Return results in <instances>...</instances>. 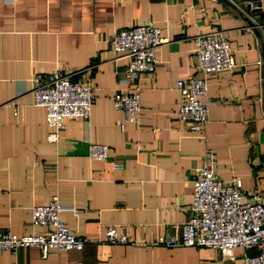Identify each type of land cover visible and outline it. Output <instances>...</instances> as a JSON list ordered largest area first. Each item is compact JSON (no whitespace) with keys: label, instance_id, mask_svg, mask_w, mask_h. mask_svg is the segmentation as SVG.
<instances>
[{"label":"crops","instance_id":"obj_1","mask_svg":"<svg viewBox=\"0 0 264 264\" xmlns=\"http://www.w3.org/2000/svg\"><path fill=\"white\" fill-rule=\"evenodd\" d=\"M241 4L245 0H233ZM250 20L264 23V0ZM230 0H0V228L45 233L30 223V208L55 196L59 216L81 250L0 249V264H239L244 251L149 243L176 234L188 214L191 180L203 165L239 188L264 191V41L259 28ZM151 23L167 41L154 49V70L139 79L138 123L119 128L111 104L128 58L109 46L121 28ZM220 29L235 65L206 76L207 121L190 130L179 121L178 79L200 76L193 37ZM257 31V33L255 32ZM257 61L261 63L258 65ZM91 86L86 119H64L54 129L34 104L30 78L53 69ZM91 142L105 159H90ZM113 226L127 241L105 242ZM246 251L250 252L251 249Z\"/></svg>","mask_w":264,"mask_h":264},{"label":"built area","instance_id":"obj_2","mask_svg":"<svg viewBox=\"0 0 264 264\" xmlns=\"http://www.w3.org/2000/svg\"><path fill=\"white\" fill-rule=\"evenodd\" d=\"M240 14L248 18L256 1L245 0L242 5L230 0ZM250 19V18H249ZM247 27L264 30V23L250 20ZM263 41L264 36L262 35ZM167 41L159 26L137 24L115 30L109 39L110 48L126 56L128 61L116 79L111 104L121 112L122 130L126 124L138 123L141 114L139 79L143 73L154 70V49ZM195 67L200 76L178 79L175 86L180 94L174 111L176 118L190 130H198L207 121L206 76L211 72L231 70L235 65L229 38L220 29H209L193 37ZM261 62L257 61L259 65ZM264 63V61H263ZM73 72L53 69L35 73L30 78L34 104L45 111V124L54 129L46 138L52 140L56 131L63 128L64 119L83 118L89 115L94 94L90 85L73 80ZM108 155L105 144L91 142L87 147L90 159L102 160ZM191 202L186 219L176 234L158 235L149 243L162 246H203L225 252L240 247L239 264H264V191L247 189L243 192L236 179L223 181L207 165L201 166L191 180ZM64 207L53 196L44 204L30 208V223L41 225L45 233L16 234L0 228V249L12 252L19 247H37L41 256L49 249L81 250L87 238L77 237L64 224L59 212ZM105 242L122 243L127 239L113 226H106ZM251 249L250 252L246 251Z\"/></svg>","mask_w":264,"mask_h":264},{"label":"water","instance_id":"obj_3","mask_svg":"<svg viewBox=\"0 0 264 264\" xmlns=\"http://www.w3.org/2000/svg\"><path fill=\"white\" fill-rule=\"evenodd\" d=\"M257 6H259V4L257 3ZM259 7H257V8H252V9H250V12H254V11H259ZM260 16V19H263L264 18V16L262 15V14H260L259 15ZM245 20H246V22L248 23V24H252V22L250 21V19L249 18H245ZM262 23V22H261ZM256 33H257V31H255ZM258 34V33H257ZM261 77H262V81H263V83H264V63H262V66H261Z\"/></svg>","mask_w":264,"mask_h":264}]
</instances>
